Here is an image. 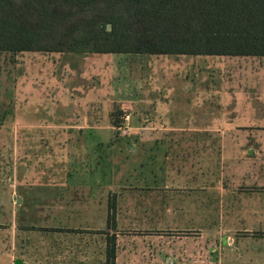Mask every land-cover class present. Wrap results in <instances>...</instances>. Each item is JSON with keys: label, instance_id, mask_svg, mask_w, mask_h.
Segmentation results:
<instances>
[{"label": "rangeland", "instance_id": "1", "mask_svg": "<svg viewBox=\"0 0 264 264\" xmlns=\"http://www.w3.org/2000/svg\"><path fill=\"white\" fill-rule=\"evenodd\" d=\"M110 56H116L113 84L119 93L137 92L146 98L154 94L159 100L157 108L149 103L145 108L113 105L120 119L123 112L131 113V125L181 120L187 124L264 126V57L4 51L0 52L1 187H11L6 180L15 172L19 190L33 192L42 185L63 184L68 188L126 192L117 203L115 228L108 225L105 206L57 214L66 216L65 225L78 227L75 234L80 252L73 264H104L108 231L116 234V264H264V259L254 260L264 253V240L250 235L251 231L222 226L214 221V214L198 219L182 208L167 211L150 202L135 205V194L152 186L150 170L166 167L156 166V158H151L153 150L165 147L162 144L137 143L136 138L122 135L115 128L108 140L99 141L87 137L91 134L46 128L76 123L85 114L90 121H95V115L106 114ZM237 60L246 61L240 65ZM113 118L115 115L111 122ZM28 125L41 127L23 128ZM142 135L145 133L138 136ZM86 143H90L89 148ZM77 146L79 161L84 162L79 169L90 173L79 175L75 184L46 181L52 176H66L71 167L63 153ZM251 151L233 165L228 162L225 181L237 190L264 191V156ZM86 152L93 154L92 159H85ZM234 170L238 174L233 178L230 171ZM157 179L160 194H164L170 179L164 173ZM204 183L210 185L209 180ZM184 185L177 183L174 188L189 187ZM53 221L57 224L62 220ZM37 222L38 217H31L30 223Z\"/></svg>", "mask_w": 264, "mask_h": 264}, {"label": "crops", "instance_id": "2", "mask_svg": "<svg viewBox=\"0 0 264 264\" xmlns=\"http://www.w3.org/2000/svg\"><path fill=\"white\" fill-rule=\"evenodd\" d=\"M115 57L110 56L111 74L108 84L111 87L108 99L104 100L107 112L102 115L103 120L100 121L102 117L98 114L95 115V121H90L89 115L85 114L83 119L76 123L48 125L47 129H69L70 132L91 134L87 137L96 138L98 141L108 140L114 131V125L110 121L113 105L126 108L133 104L135 108H145L149 103L153 108H157L159 100L154 98V94L146 98V95L140 96L137 92L119 93V88L114 87L113 74L117 72L113 63ZM244 61L246 60H239L237 63L241 65ZM138 90L141 88L138 87ZM93 100L95 99H92L91 104L95 103ZM26 127L34 129L41 126H23ZM142 133L145 135L138 136ZM261 133H264V126L187 124L181 123V120L157 125H132L128 136L136 138L137 143L150 142L165 146L160 150H153L151 158H156V166L166 165L165 168L154 167L150 170L152 186L149 190L144 189L135 194V205H146L145 203L150 202L152 206L166 207L167 211L171 210V207L182 208L184 212L194 213L198 219L203 216L207 219L208 214H214V221L220 222L222 226L238 231H251L250 235H255L260 241L264 240V191L237 190L225 181L226 165L229 161L231 165L235 164L249 149L255 155L264 156V136ZM93 134L101 135L94 137ZM254 134H258L255 135V140ZM259 134L261 137H258ZM81 137H77L79 141ZM89 145L90 143H86L87 148ZM63 156L64 160H68V167L71 169L67 170L64 178L54 179L56 176H52L46 181H72V184H75L79 181V175L90 173L85 168L79 169V166L82 167L80 164L84 162L79 161L78 146L72 152L65 151ZM90 156L92 159L93 154L86 152L85 159L88 161ZM89 165L93 166V163ZM230 172V177L234 178L237 171ZM162 173L170 179L165 185L169 190H165L164 194H160L157 179ZM15 177L13 172L6 180L7 185L11 186L7 190H4L5 184L1 187L0 182V264H16L18 258L25 264H73L80 252L75 234L78 227L65 225L66 216L57 214L93 211L104 206V211L108 212L111 195H116L117 203H121L120 197L126 196V192L121 191L68 188L63 184L42 185L33 192L30 189L19 190ZM208 180L210 185L206 186L204 182ZM177 183L189 187L174 188ZM101 196L104 199H101ZM139 196L145 199L142 200ZM148 197L149 201L146 199ZM33 216L38 217L39 222L30 223ZM59 218L62 221L54 223L53 220ZM254 231L259 233H253ZM261 255V258L254 256V260L264 259V253Z\"/></svg>", "mask_w": 264, "mask_h": 264}, {"label": "trees", "instance_id": "3", "mask_svg": "<svg viewBox=\"0 0 264 264\" xmlns=\"http://www.w3.org/2000/svg\"><path fill=\"white\" fill-rule=\"evenodd\" d=\"M4 51L264 57V0H0ZM106 233L104 264H116Z\"/></svg>", "mask_w": 264, "mask_h": 264}, {"label": "built area", "instance_id": "4", "mask_svg": "<svg viewBox=\"0 0 264 264\" xmlns=\"http://www.w3.org/2000/svg\"><path fill=\"white\" fill-rule=\"evenodd\" d=\"M131 118L132 115L129 111L123 112L119 124L114 126V128L122 135H129L132 129V125L130 124Z\"/></svg>", "mask_w": 264, "mask_h": 264}, {"label": "water", "instance_id": "5", "mask_svg": "<svg viewBox=\"0 0 264 264\" xmlns=\"http://www.w3.org/2000/svg\"><path fill=\"white\" fill-rule=\"evenodd\" d=\"M15 263L16 264H25V262L21 258L16 259Z\"/></svg>", "mask_w": 264, "mask_h": 264}]
</instances>
